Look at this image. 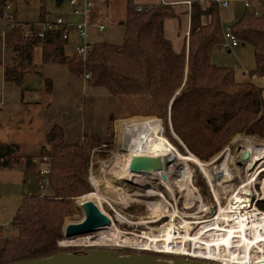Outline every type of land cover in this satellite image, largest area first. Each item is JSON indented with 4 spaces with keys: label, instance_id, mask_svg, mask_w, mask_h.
I'll return each mask as SVG.
<instances>
[{
    "label": "trees",
    "instance_id": "trees-1",
    "mask_svg": "<svg viewBox=\"0 0 264 264\" xmlns=\"http://www.w3.org/2000/svg\"><path fill=\"white\" fill-rule=\"evenodd\" d=\"M40 1L38 21H44L51 13L45 0ZM17 2L0 0V69L4 80L24 85L34 47H40L44 64L64 65L80 76L89 74L87 85L104 87L114 97L148 100L161 118L170 116L174 133L202 161L221 151L234 134L264 136L263 89L251 80H237L234 68L212 61L214 51L224 41L218 3H192L187 54L186 50L175 52L164 34L165 20L176 16L173 5L139 11L128 0L122 21L123 42H94L83 60L67 55L68 41L60 30H47L40 37L33 23L10 22L4 16L7 6L11 5L10 12L16 15ZM2 23L7 25L5 30ZM230 27L241 44L253 47L256 65L249 75L264 76V9L259 13L245 9ZM46 87L50 90L52 81L47 79ZM125 117H129L126 112ZM46 140L41 157L51 158L50 190L24 198L10 223L15 236L0 233V264L77 251L63 249L58 243L66 239L64 220L75 213L74 200L92 190L89 163L93 149L101 143L85 135L81 143L67 142L59 124L53 125ZM19 150L17 143L0 144V169L34 170L36 161L17 155ZM263 202H258L260 208H264Z\"/></svg>",
    "mask_w": 264,
    "mask_h": 264
},
{
    "label": "rangeland",
    "instance_id": "rangeland-1",
    "mask_svg": "<svg viewBox=\"0 0 264 264\" xmlns=\"http://www.w3.org/2000/svg\"><path fill=\"white\" fill-rule=\"evenodd\" d=\"M246 1L250 3V7L245 6ZM41 5L40 0H18L14 22L17 20L22 23L37 22L40 18ZM45 5L54 18L59 16L66 18L71 10L68 0H64L61 5H57L55 0H45ZM109 9L110 11L100 20V24H104L105 29L100 31L98 28H93V26L90 28V40L93 43L102 40L114 44H121L123 42L124 26L119 18L124 16V14L119 7L111 6ZM245 9L259 13L264 9V0H230V8L221 9L220 11L221 22L226 26L232 25L236 22V14L241 11L243 12ZM1 26L4 30L7 27L6 23H2ZM6 50L8 51V49ZM214 52L216 53V62L234 68L238 80L249 79L250 76L247 72L253 70L256 65L251 45L242 46L240 44L231 53L222 52L219 48ZM66 53L67 55L75 54L74 42H68ZM33 57L32 65L25 73L24 85L4 80L3 72L0 69V95H3L4 100L0 106L1 140L11 138V140L24 144L30 138L31 152H37L39 151V143L41 139L43 140L44 134H46L45 132L51 129L54 124L63 126L67 142L79 140L84 134L85 136L98 139L101 144L93 149L89 163L88 181L92 186L90 192L94 191V186L90 179L92 169L99 173L103 172V170L106 171L109 160L118 150L116 122L120 119H126L125 112L129 116L128 118L156 116L160 124L157 135L166 139L171 146L177 148L183 154L192 153L174 133L170 116L166 119L161 118L148 100L133 99L131 97H114L104 87H91L87 85L84 76L70 72L64 65L44 64L40 47H34ZM243 72H245V75ZM46 78H51L52 80L51 93L46 91ZM262 89L264 98V88ZM245 140L252 141L257 148L264 147V136L237 133L230 137L221 151L206 161H202L195 154H192L201 162L215 163L220 160L223 162L225 156L226 159L229 156L235 158L232 166L234 170L229 176H226L221 170L216 171L217 166L214 169L215 172H213L214 178L220 184L216 190L218 193H221V204L226 208L230 198L240 187L244 183L250 182V185L247 187L248 190L251 189L248 195L253 207L256 205L259 211L261 210L260 212H262L264 208H260L258 202L264 201V195L261 191V183L264 181V165L260 167L264 161L253 167H248L245 162L246 160L243 159L244 152H241L242 148L240 147ZM170 157L172 165L178 161L174 152ZM37 162H39L40 170L45 167L42 157L39 156ZM168 165L170 166L169 163ZM190 167L194 184L198 189L196 193L197 197H194L193 194L188 195L187 192L181 190L177 183L174 184L175 193L172 194L163 184L159 188H156L154 185L142 186V188L134 182L124 181L123 186L126 189L127 197L132 195L130 198H140L142 202L132 201L126 205L111 201L108 204L103 203V208L99 205V208L103 212L105 210L108 214L110 213L115 220L114 224L122 231H132L136 234H143L145 232L160 233L162 226L175 219V222L178 224L183 220H188L193 235L204 220H211L217 216L219 205L215 198V192L212 190L207 177L202 173L200 167L195 163H190ZM39 172L35 169L24 171L22 179L25 178L27 182V194L25 195H28L29 192L32 194L41 193L39 187L41 174ZM175 176L176 179H179L177 175ZM49 190L50 186L46 193ZM102 190L107 197L111 196L112 198V195L106 189ZM136 193H142L144 196L134 195ZM157 197L162 201V208L160 209L161 217L153 220L150 216H152L153 208L156 206ZM78 200L79 197L74 200L75 213L65 217L64 226L68 223L79 222L84 218L85 215L82 208L79 207ZM165 203L167 206H165ZM262 205L264 206V202ZM252 208H250L251 211ZM0 233L11 237L17 234L11 225H0ZM97 233L98 231L92 233V235ZM83 237L85 236L64 239L65 241H60L58 246L63 249L74 250L96 247L121 252H128L127 249H132L138 251V253H141V251L163 253L166 256L162 255V257L166 258H174L177 255H189L192 258H198L195 260L217 262V260L214 261L208 257L195 254L192 242L184 246L186 250L179 247V244L172 243V248H166L167 251L164 250V252L160 250L162 249L161 247L146 250L143 248L145 245L132 246L131 244L124 243L89 246L87 244L84 245V242L80 241Z\"/></svg>",
    "mask_w": 264,
    "mask_h": 264
},
{
    "label": "bare ground",
    "instance_id": "bare-ground-1",
    "mask_svg": "<svg viewBox=\"0 0 264 264\" xmlns=\"http://www.w3.org/2000/svg\"><path fill=\"white\" fill-rule=\"evenodd\" d=\"M116 125L118 150L109 160L106 171L99 173L92 169L90 179L94 191L79 197L80 208L83 202H95L102 208L103 203L108 204L111 201L126 205L132 201L142 202L140 198H130L132 195L127 197L123 186L124 181L134 182L141 187L154 185L159 188L163 184L172 194L175 193L174 184L177 183L188 195L193 194L197 197L198 189L194 184L190 167V163H195L207 177L209 185L215 192L219 212L215 218L204 220L197 232L192 235L188 220L178 224L175 219L162 226L161 230L159 229L160 233L136 234L132 231H122L114 224L115 220L111 214L104 210L110 219L109 225L99 228L95 235L89 234L81 238L80 241H83L84 245L102 246L124 243L132 246L145 245L143 248L146 250L161 247L160 250L164 251L166 248H172V243L179 244V247L186 250L184 246L192 242L195 254L217 260V264H264V213H262L264 211L260 212L256 205L254 207L252 205L248 195L251 189H247L250 182L240 187L230 198L226 208L221 204V193L216 190L220 184L213 176L215 167H218L216 171L221 170L229 176L234 170L232 166L235 158L229 156L226 159L225 156L223 162L220 160L214 163L201 162L192 153L183 154L171 146L166 139L157 135L160 124L156 116L120 119L117 120ZM240 147L241 152H250V158L245 161L249 168L264 161V147L257 148L250 140L243 141ZM173 152L179 162L176 160L177 162L172 165L170 156ZM134 157H141L143 161L136 164L135 171H132L131 164ZM263 165L264 163L260 167ZM175 175L179 179H176ZM102 189H106L112 198L107 197ZM261 191L264 195V181L261 183ZM134 195L144 196L142 193ZM155 205L150 216L153 220L161 217L162 201L159 197Z\"/></svg>",
    "mask_w": 264,
    "mask_h": 264
},
{
    "label": "crops",
    "instance_id": "crops-1",
    "mask_svg": "<svg viewBox=\"0 0 264 264\" xmlns=\"http://www.w3.org/2000/svg\"><path fill=\"white\" fill-rule=\"evenodd\" d=\"M131 1L135 6H141L144 9H148L152 6L162 5V4L173 5L174 10L176 12V16L168 17L165 20L164 34L166 38L171 41L175 52L180 53L182 50H186V53L188 54L192 3L195 1H199L200 3H206L212 0H131ZM127 3H128V0H94V7L90 12V20L94 24H100V20L104 17V15L108 11H110L109 7L116 6V7H119V9L121 8L124 14V16H121L119 18V20L123 21L126 17ZM245 6H246V3H245ZM227 8H230V0H229V6L226 8H220V11L221 9H227ZM243 12L241 11L240 13L236 14L235 16L236 21L239 19V17L241 16ZM255 12L257 13V11ZM222 26H223L222 27V30H223V28L226 25L222 23ZM93 28H96V27L93 26ZM74 43L76 45V42ZM246 45L247 44L242 45V46H246ZM220 46H219V49H220ZM228 53H231V52H228ZM215 54L216 53L214 52L212 56V61L217 65H224L219 62H216ZM32 62H33V59H32ZM243 73L245 75V72ZM247 73L249 75V72ZM186 74H187V70H186ZM47 79L52 81L51 78H46V80ZM244 80L246 79L239 80V81H244ZM248 80H251L257 86L264 88V76L253 75V76H250ZM46 91L51 93L52 88L50 90L46 89ZM49 131L50 129L45 132L46 134H44L43 140L41 139V142L39 143L40 146L38 145L39 151L37 152H31L32 146L30 147L31 145L30 140H29L30 138H28V141H26L24 144L22 142H17L16 140H11V138H6V140L0 139V144H14V143L19 144L20 150L17 155H20L23 157H27V156L32 157L33 160L36 161L37 163L35 170L39 172L40 166H39V162H37V159L39 158V156L41 157L42 147L46 145V141H47L46 136ZM84 135L82 136V138H79V140L78 139L75 140L74 143H81L82 139L84 138ZM24 171H27V170L23 169V167L0 169V225H10L12 219L14 218L24 198L32 195V193H30L29 191H28L29 192L28 195H25L27 194V190H26L27 182L25 178L22 179Z\"/></svg>",
    "mask_w": 264,
    "mask_h": 264
},
{
    "label": "water",
    "instance_id": "water-1",
    "mask_svg": "<svg viewBox=\"0 0 264 264\" xmlns=\"http://www.w3.org/2000/svg\"><path fill=\"white\" fill-rule=\"evenodd\" d=\"M57 5L64 0H55ZM245 45V43H242ZM250 152L245 151L243 159L248 160ZM141 157H134L131 170L141 163ZM81 208L84 218L79 222L68 223L63 227L66 239L92 234L99 228L109 225L110 219L106 213L100 210L94 202H83ZM7 264H217L216 262L199 261L186 257L166 258L138 252H121L96 247L80 249L77 251L59 252L47 257L21 260Z\"/></svg>",
    "mask_w": 264,
    "mask_h": 264
},
{
    "label": "built area",
    "instance_id": "built-area-1",
    "mask_svg": "<svg viewBox=\"0 0 264 264\" xmlns=\"http://www.w3.org/2000/svg\"><path fill=\"white\" fill-rule=\"evenodd\" d=\"M211 2L218 3L220 8H226L229 6V0H212L210 2H206V5H209ZM68 4L71 10L66 18L61 16L54 18L53 16L48 15L44 21L34 22L33 26L36 29L37 35L40 37H43L47 30H60L64 39L68 42H76L75 55L80 56L83 60H85L93 45L90 41V28L95 26L98 30L102 31L105 29V26L104 24H94L90 20V12L94 7V0H68ZM246 6L249 7L250 3L246 2ZM11 10V5H8L7 12L4 16L8 18L10 22L12 21L14 23L15 15L10 12ZM138 10L144 11L145 9L138 6ZM23 26L25 27L27 25ZM26 35L28 34L26 33ZM223 37L224 41L220 46V50L222 52H231L234 47L240 45V40L232 32L230 26H225L223 28ZM84 77L87 80L90 75L85 74ZM3 102V96L0 95V106ZM42 162L45 164V167L39 172L41 174L39 187L41 190L40 195H45L50 185L51 158L44 156L42 157Z\"/></svg>",
    "mask_w": 264,
    "mask_h": 264
},
{
    "label": "flooded vegetation",
    "instance_id": "flooded-vegetation-1",
    "mask_svg": "<svg viewBox=\"0 0 264 264\" xmlns=\"http://www.w3.org/2000/svg\"><path fill=\"white\" fill-rule=\"evenodd\" d=\"M94 248V247H93ZM103 249V248H102Z\"/></svg>",
    "mask_w": 264,
    "mask_h": 264
}]
</instances>
